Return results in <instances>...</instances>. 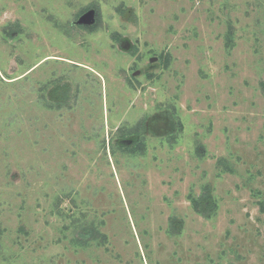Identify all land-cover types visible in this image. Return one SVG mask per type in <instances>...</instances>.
<instances>
[{"label": "rangeland", "instance_id": "1", "mask_svg": "<svg viewBox=\"0 0 264 264\" xmlns=\"http://www.w3.org/2000/svg\"><path fill=\"white\" fill-rule=\"evenodd\" d=\"M0 264H264V0H0Z\"/></svg>", "mask_w": 264, "mask_h": 264}, {"label": "water", "instance_id": "2", "mask_svg": "<svg viewBox=\"0 0 264 264\" xmlns=\"http://www.w3.org/2000/svg\"><path fill=\"white\" fill-rule=\"evenodd\" d=\"M83 19V18H82ZM82 19L81 20H79V21H82Z\"/></svg>", "mask_w": 264, "mask_h": 264}]
</instances>
